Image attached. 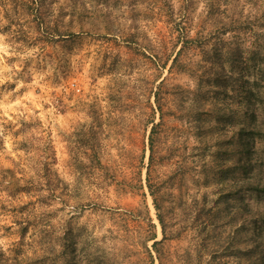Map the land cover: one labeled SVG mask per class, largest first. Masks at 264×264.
<instances>
[{
    "label": "rangeland",
    "instance_id": "1",
    "mask_svg": "<svg viewBox=\"0 0 264 264\" xmlns=\"http://www.w3.org/2000/svg\"><path fill=\"white\" fill-rule=\"evenodd\" d=\"M211 60L229 124L193 118ZM260 69L264 0H0V264H260ZM193 200L221 209L194 251Z\"/></svg>",
    "mask_w": 264,
    "mask_h": 264
},
{
    "label": "trees",
    "instance_id": "2",
    "mask_svg": "<svg viewBox=\"0 0 264 264\" xmlns=\"http://www.w3.org/2000/svg\"><path fill=\"white\" fill-rule=\"evenodd\" d=\"M181 49L178 51V53H180ZM178 53L177 56L173 59V64H175L178 60ZM217 56L212 57L211 59H215ZM214 62L211 60L210 61V65L207 66H202L201 70L199 71L200 74L196 75L195 78L196 79V88L193 91V94L195 95L196 99L194 101L195 103V107L194 109L195 111V116L193 118H195L196 121H201V118H203L205 115L210 117V119H212L216 125H220V124H229L230 122H232L233 120V114L235 113V111L233 109H231L229 106L225 105V104H213L212 108L207 110L206 112L202 110L203 106L201 105L202 103V97L205 94V91L203 89L204 85L210 86L212 89H214L215 86H217V90L214 89V92L219 94L222 91V88L224 87L223 85V80L226 74L225 73V69L220 68V67H215L214 66ZM259 80L262 84V89H263V94H264V69H260L259 71ZM223 94V93H222ZM155 102L157 104V109L159 111V115H160V122L157 124H154L152 121V127H151V131H150V136H149V149H150V157H149V166L152 165L153 161H154V153L156 154V156H159L157 159L159 161L160 159V155H161V148L156 147L154 145V141L156 138V131L157 129L162 125L163 122V113H162V106H161V99L159 97L158 93H155ZM233 116H232V115ZM252 116H250L251 118ZM203 120V119H202ZM189 126L193 128H197L193 125L192 120L189 121ZM215 126H213L214 128ZM199 128V127H198ZM242 134L246 135L249 134V130L246 131L245 129L240 131ZM245 139V138H244ZM220 141L219 143L216 144V146L218 147V152H221V150L223 149L224 143ZM242 147H243V151L247 153L248 151V143L246 141H242L241 143ZM155 149V151H154ZM156 159V158H155ZM180 168V167H179ZM178 168V169H179ZM184 170V168H182ZM232 170V167H227L225 169H220L219 176H224L223 174L227 173V171ZM177 171V170H175ZM148 178V176H147ZM148 189H149V194L152 198V202H153V206L156 210V216H157V220L159 222V225L161 227L162 230V234L165 236L166 235V231H165V224H164V219L162 218V216L160 215V205H159V196L160 193L157 191H153L151 185H148ZM220 200V199H219ZM217 202V201H216ZM219 204V203H217ZM190 210L192 212V215L194 214V219L192 222V226H191V250L193 249V251L195 249H199L200 248V242L203 241L206 237L209 236V233L213 230V224L218 221H220L221 219V209L220 208H216V206H208L207 202L204 201H192V204L190 206ZM23 228H21L22 230ZM237 232V230L235 231ZM153 238V235H152ZM157 243L154 242L153 246H155ZM262 259L260 260V264H264V254L262 252L261 254Z\"/></svg>",
    "mask_w": 264,
    "mask_h": 264
}]
</instances>
